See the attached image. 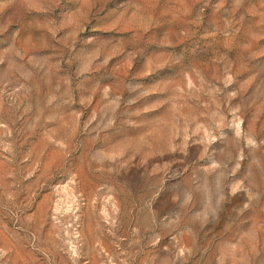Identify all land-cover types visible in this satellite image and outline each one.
I'll return each mask as SVG.
<instances>
[{
  "label": "rangeland",
  "instance_id": "1",
  "mask_svg": "<svg viewBox=\"0 0 264 264\" xmlns=\"http://www.w3.org/2000/svg\"><path fill=\"white\" fill-rule=\"evenodd\" d=\"M0 264H264V0H0Z\"/></svg>",
  "mask_w": 264,
  "mask_h": 264
}]
</instances>
